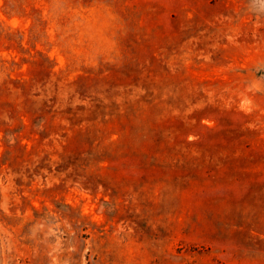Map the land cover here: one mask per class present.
Returning a JSON list of instances; mask_svg holds the SVG:
<instances>
[{"label":"rangeland","instance_id":"obj_1","mask_svg":"<svg viewBox=\"0 0 264 264\" xmlns=\"http://www.w3.org/2000/svg\"><path fill=\"white\" fill-rule=\"evenodd\" d=\"M0 264H264V0H0Z\"/></svg>","mask_w":264,"mask_h":264}]
</instances>
